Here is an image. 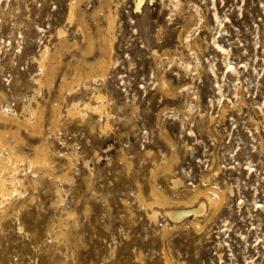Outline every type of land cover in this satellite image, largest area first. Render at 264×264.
<instances>
[{
	"label": "rangeland",
	"instance_id": "obj_1",
	"mask_svg": "<svg viewBox=\"0 0 264 264\" xmlns=\"http://www.w3.org/2000/svg\"><path fill=\"white\" fill-rule=\"evenodd\" d=\"M108 1L82 0L70 20L77 0H0V113L41 103L42 132L22 130L19 150L46 140L52 163L25 162L21 195L0 197V264H264V0ZM110 6L112 64L93 79ZM45 49L56 74L39 86ZM98 93L109 120L68 115ZM210 185L218 210L178 204Z\"/></svg>",
	"mask_w": 264,
	"mask_h": 264
},
{
	"label": "bare ground",
	"instance_id": "obj_2",
	"mask_svg": "<svg viewBox=\"0 0 264 264\" xmlns=\"http://www.w3.org/2000/svg\"><path fill=\"white\" fill-rule=\"evenodd\" d=\"M81 1L82 0H77L76 4L73 3L71 5L70 20L77 17V11H78L79 4ZM139 1H142V0H139ZM112 2L113 1H111L110 4ZM116 18H117V14H115V12L112 11L111 6H110L109 12L105 15V19L109 25V29H107L106 33L102 34L101 39H100L101 51L103 52V54L106 55V58L98 61V63L89 64V66L91 67L90 77L93 79H96L98 75L105 77L109 68L111 67L112 55L114 52V43H113V39L110 38L111 36L109 37V32L115 28L114 25L116 22ZM60 34L61 35L63 34V30L60 31ZM42 58L43 60L40 61L41 62L40 64H42V67H43V76L39 78L36 82L39 86H42V84L45 81L52 83V81L55 78V74H56V67L51 62V60H53L51 51L45 49V51L42 54ZM98 71H101V74ZM80 79H81V74H78V79L76 80L80 81ZM69 82L70 81L68 77L65 75L63 78L61 87H60L61 92L63 91H68L69 93L74 92L75 86L74 84L72 85ZM38 91L39 90H37V93ZM94 100H95V103H89V104L73 103L71 107H69V109L67 110L68 115L72 117L79 116L82 119H85L88 116V112L92 111L93 113H95V115L97 114L99 115V117L104 116L109 120V114L107 113V110H106L107 106L105 103V97L102 94L98 93L94 96ZM27 110H28L27 113H29L28 114L29 117L25 118L24 120H22L17 115H8L5 112L0 113V158H2L3 160V167H4V172H3L4 187H3V197L1 198H3V200L7 202L13 197H16V196L19 197V195H21L22 193L20 188L22 187L24 178H26L25 177L26 174L25 172L22 173L21 167H23V164L25 162H28L29 164L35 165L37 167L52 168L50 167L52 163L50 162V159H49L50 150H49V146L46 144V140L42 141L40 145L34 148V152L32 156H29L26 153L19 150V147L25 143V139L23 138L21 131L25 130V131L41 133L42 132V121L44 117L46 116V114H44V107L41 103H37L36 107L34 108L30 105L27 108ZM62 117H63V112L61 110V107L60 106L53 107L50 121L52 122L54 132L60 128ZM6 173L9 175L8 178L5 177ZM205 181L210 182L209 179H206ZM171 182H172V179H171ZM17 183H19L20 186H17ZM173 185L177 187L179 185V181L177 179H173ZM214 186L210 185V187L206 189L198 188L192 200L187 201L185 203L179 202L178 204L186 205L187 207H189V206H192L194 203L199 201L200 198L203 197L208 201L207 204H209L211 208L218 210L222 206L225 200V193L222 189H218L219 188L218 186H217L218 188ZM175 187H171V188L173 189ZM59 192L60 190L58 189L57 193ZM151 193H152L151 196L153 198V203L151 202V204L153 205L149 204L151 207L152 206L154 207L156 204L165 207V205L168 204L167 198L160 196L157 190L155 189V187H152ZM140 201L144 205L147 204V201L143 198L142 195H140ZM202 201H205V200H202ZM205 208H206V203H201L197 210L192 209V210H189L188 212L186 211L178 212V211H173L172 209V210H168L165 214L171 217L173 221H178L182 219L183 217L187 216V214L189 213H195V214L203 213ZM157 215H158V212L154 211L152 218L156 219ZM198 224L195 221L191 222V225L193 227L197 228L198 230L202 229L201 224L199 225ZM167 230L168 229L165 227V230H164L165 233L168 232ZM167 262L168 264H174L175 261L172 262L171 260L167 259Z\"/></svg>",
	"mask_w": 264,
	"mask_h": 264
},
{
	"label": "snow or ice",
	"instance_id": "obj_3",
	"mask_svg": "<svg viewBox=\"0 0 264 264\" xmlns=\"http://www.w3.org/2000/svg\"><path fill=\"white\" fill-rule=\"evenodd\" d=\"M3 160L0 158V197H3V187H4V181H3Z\"/></svg>",
	"mask_w": 264,
	"mask_h": 264
}]
</instances>
